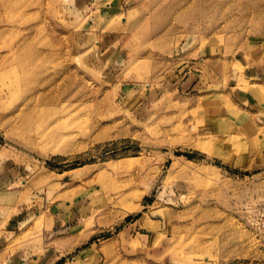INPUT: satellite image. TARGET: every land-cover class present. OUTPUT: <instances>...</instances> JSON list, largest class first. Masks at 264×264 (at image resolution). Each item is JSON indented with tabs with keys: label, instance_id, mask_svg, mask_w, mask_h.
I'll use <instances>...</instances> for the list:
<instances>
[{
	"label": "rangeland",
	"instance_id": "1",
	"mask_svg": "<svg viewBox=\"0 0 264 264\" xmlns=\"http://www.w3.org/2000/svg\"><path fill=\"white\" fill-rule=\"evenodd\" d=\"M0 264H264V0H0Z\"/></svg>",
	"mask_w": 264,
	"mask_h": 264
}]
</instances>
